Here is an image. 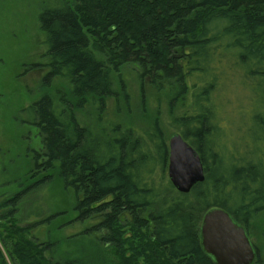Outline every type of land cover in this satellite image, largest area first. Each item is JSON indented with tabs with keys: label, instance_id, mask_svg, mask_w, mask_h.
Returning a JSON list of instances; mask_svg holds the SVG:
<instances>
[{
	"label": "trees",
	"instance_id": "1",
	"mask_svg": "<svg viewBox=\"0 0 264 264\" xmlns=\"http://www.w3.org/2000/svg\"><path fill=\"white\" fill-rule=\"evenodd\" d=\"M38 25L42 82L64 88L27 109L41 147L30 150L32 178L39 187L55 176L72 196L74 220L95 221L78 235L99 237L89 254L37 244L29 228L16 227L13 209L4 218L9 245L1 240L10 262L0 252V264H215L200 244L206 212L223 209L247 235L264 212V0H57L42 8ZM127 65L156 92L164 83L172 90L152 113L142 99L134 121L119 115L130 109ZM235 78L259 111L242 153L228 150L220 127L218 100ZM169 129L204 167V181L188 194L166 178ZM31 190L4 204L15 207Z\"/></svg>",
	"mask_w": 264,
	"mask_h": 264
},
{
	"label": "rangeland",
	"instance_id": "2",
	"mask_svg": "<svg viewBox=\"0 0 264 264\" xmlns=\"http://www.w3.org/2000/svg\"><path fill=\"white\" fill-rule=\"evenodd\" d=\"M56 1L0 0V252L8 263L10 260L1 240H5L9 245L6 241L9 236L5 230L10 224L4 218L8 217L6 213L13 209L12 217L16 227L29 228V233H24L37 244L52 241L60 251L74 249L85 252L82 249L84 248L89 254L92 252V246L96 248L94 243L98 242L99 237L89 233L78 235V232L86 227L90 228L88 225L95 221L81 223L74 220L77 213L68 206L72 205V196L63 191L55 176L39 187L35 185V178H32L35 175L31 171L35 156L30 150L34 149L40 153L41 147L30 124L31 114L27 109L43 95H54L56 91H63L64 88L63 83L57 79L53 80L50 86L42 82L46 75L43 67L46 47L45 36L39 30L38 15L43 7H52ZM121 72L129 99L131 97L130 109H127V112L119 102V107L123 108L119 115L124 120L134 121L142 110V99L146 102L147 112L152 113L155 109L154 100L158 97L162 99V96L172 91L171 87L164 83L160 86L161 90L156 92L149 86L148 80L139 78V68L134 65H127ZM222 90L218 101L222 119L220 127L226 132L224 144L229 151L242 153L245 145L252 142V135L249 133L253 126L251 119L255 112L259 111L252 103L250 91L238 78L224 83ZM164 111V100H161L162 120L165 117ZM164 120H167V117ZM171 134L172 130L169 129L166 142ZM166 178L168 179L167 166ZM32 179L34 181L31 184ZM28 189L31 191L26 193L15 207L4 204V200L8 201L9 197H12L11 194ZM64 208L68 209V212L57 215L64 211ZM50 217L52 218L46 222L45 219ZM30 225L33 226L29 227ZM248 237L258 249L256 258H259V264H264V212L255 218ZM56 251L52 249L47 258H52Z\"/></svg>",
	"mask_w": 264,
	"mask_h": 264
},
{
	"label": "water",
	"instance_id": "3",
	"mask_svg": "<svg viewBox=\"0 0 264 264\" xmlns=\"http://www.w3.org/2000/svg\"><path fill=\"white\" fill-rule=\"evenodd\" d=\"M167 146L168 180L178 193L188 194L205 179L201 158L180 134L170 136ZM200 244L215 264H253L256 259V249L246 230L221 208H213L203 216Z\"/></svg>",
	"mask_w": 264,
	"mask_h": 264
}]
</instances>
